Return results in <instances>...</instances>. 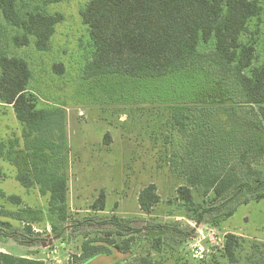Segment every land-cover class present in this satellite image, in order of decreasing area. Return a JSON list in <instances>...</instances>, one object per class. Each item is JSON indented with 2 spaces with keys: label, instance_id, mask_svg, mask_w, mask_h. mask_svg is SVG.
Wrapping results in <instances>:
<instances>
[{
  "label": "rangeland",
  "instance_id": "1",
  "mask_svg": "<svg viewBox=\"0 0 264 264\" xmlns=\"http://www.w3.org/2000/svg\"><path fill=\"white\" fill-rule=\"evenodd\" d=\"M16 1L22 16H62L47 50L38 51L31 37L28 45L16 46L14 37L22 36L23 31L7 24L0 13V54L29 64L28 92L37 98L38 107L65 111L67 209L66 221L57 223L56 214L48 217V196L39 193L36 186L24 188L16 180L18 172L28 170L21 124L11 106L0 104V143L5 145V158L0 160V252L45 264H80L77 256L84 241L108 239L129 241L130 253L125 256L113 250L83 264H138L142 258L152 264L262 263L264 198L238 205L231 217L219 219L217 224L210 221L213 215L217 217L213 211L204 214L205 223L193 222L177 196V188L185 181L168 164L170 153L184 142L174 124L173 109L181 105L202 107L208 95L219 94L212 81L202 76V71L190 69L160 78L112 74L86 79L82 71L93 47L80 12L87 0ZM258 1L262 13L250 20L248 32L241 36L242 43L255 41L254 67L264 64V0ZM211 48L212 43L201 46L200 51ZM242 111L251 112L249 107H242ZM106 135L109 143L104 141ZM254 167L264 177V160ZM148 184L155 185L160 203L144 214L137 196ZM101 192L105 204L100 211L93 205ZM11 196L20 202L10 200ZM212 198V193L202 197L194 192V202L204 209H215L223 202H210ZM28 209L42 213L40 221L28 219L29 231L25 230L27 224L14 216L18 212L24 216ZM111 217L119 219L123 228L117 229ZM51 218L57 224L55 233L48 222ZM198 224L214 229L221 245L227 234L239 237L236 262H230L217 246L203 260L193 258L191 245ZM156 238L161 240L159 250L154 247Z\"/></svg>",
  "mask_w": 264,
  "mask_h": 264
},
{
  "label": "trees",
  "instance_id": "2",
  "mask_svg": "<svg viewBox=\"0 0 264 264\" xmlns=\"http://www.w3.org/2000/svg\"><path fill=\"white\" fill-rule=\"evenodd\" d=\"M16 6V0H0L4 21L23 31L22 36L14 37V44L28 45L31 37L38 51H46L62 16H22ZM261 13L258 0H87L80 12L93 47L91 59L83 67L84 78L112 74L160 78L181 70H200L219 93L208 95L202 107L173 109L174 124L184 142L170 153L168 164L185 181L177 188V196L193 222L205 223L204 214L213 211L217 217L213 215L210 221L217 224L219 219L231 217L238 205L264 198L263 173L254 167L264 160V64L253 66L255 41H241L250 20ZM210 43V51H200ZM30 79L31 70L24 59L0 54V104L11 106L21 124L28 167L27 172L17 173L16 180L24 188L36 186L39 193L47 195L48 217L56 214L57 223H62L66 221L68 193L65 111L38 107L37 98L28 92ZM242 107L251 112H243ZM104 141L110 142L109 135ZM4 147L0 143V160L5 158ZM194 192L202 197L212 193L210 202H223L215 209H204L194 202ZM10 200L20 202L14 196ZM137 203L144 214L153 211L160 203L154 184L140 190ZM104 204L101 192L93 207L101 211ZM23 212L24 216L22 212L14 216L27 224L25 230L29 231L28 219L40 221L42 213ZM109 220L117 229L123 228L119 219ZM48 222L55 233L57 224L52 218ZM240 241L232 234L224 238L221 250L230 262H236ZM128 244L86 240L77 261L83 264L113 250L127 256ZM252 246L258 249L256 244ZM260 246L264 248V243ZM154 247L160 249L159 238ZM0 264L45 263L0 252ZM138 264L152 263L142 258Z\"/></svg>",
  "mask_w": 264,
  "mask_h": 264
},
{
  "label": "built area",
  "instance_id": "3",
  "mask_svg": "<svg viewBox=\"0 0 264 264\" xmlns=\"http://www.w3.org/2000/svg\"><path fill=\"white\" fill-rule=\"evenodd\" d=\"M200 225L198 224L194 228L196 235L193 237L194 243L191 245L192 256L197 260H203L210 251H213L214 247H223V243L221 245L217 242L214 229H207Z\"/></svg>",
  "mask_w": 264,
  "mask_h": 264
}]
</instances>
